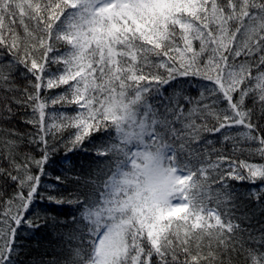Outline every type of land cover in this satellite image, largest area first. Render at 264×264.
Masks as SVG:
<instances>
[{
  "label": "snow or ice",
  "instance_id": "snow-or-ice-1",
  "mask_svg": "<svg viewBox=\"0 0 264 264\" xmlns=\"http://www.w3.org/2000/svg\"><path fill=\"white\" fill-rule=\"evenodd\" d=\"M0 53V264L45 199L76 205L49 264H264V163L237 156L264 160V0H0ZM100 132L107 169L46 190Z\"/></svg>",
  "mask_w": 264,
  "mask_h": 264
},
{
  "label": "trees",
  "instance_id": "trees-1",
  "mask_svg": "<svg viewBox=\"0 0 264 264\" xmlns=\"http://www.w3.org/2000/svg\"><path fill=\"white\" fill-rule=\"evenodd\" d=\"M6 55V53H0V59H3ZM18 79L21 82V87H23L26 84L24 77L20 76ZM163 87L167 86L165 85ZM184 87L188 88V85H185ZM59 91H61V89L52 90V92ZM171 91L172 90L169 89V92ZM50 94L51 93H48L47 91L43 93L45 96ZM73 107L74 106H61L57 104L55 106H49L46 111L73 113ZM27 111L30 112V109ZM24 115V109L18 111L17 119L12 125V127L18 128L21 132H27L30 130V128L25 127L23 123ZM71 131H74V129L66 130L64 135L67 136L68 132ZM93 137H95V139L89 137L84 141L82 146H78L75 151L71 153L67 151L64 145H60L59 150L52 158L53 160L61 161V163L50 164L48 166V175L42 178V184L46 190H51L47 188V185L49 181L54 179L55 175L60 174L61 176H67L69 178V182L62 186L67 189V191L63 192V198L67 201L68 199L74 197L77 191H83L82 184L85 180H87L89 173L94 174L98 169H107V158L97 156L95 149L99 148L102 144L109 142L108 134L106 132L93 133ZM217 147H219V145H217ZM65 156H68V158L73 161L76 175L83 178L79 185L76 183V177L67 171L70 165L63 163L62 159ZM237 156L241 159L264 163V160L258 156L249 157L246 153L243 155L237 153ZM100 161H104V163H101ZM2 183L3 181H0V184ZM229 183L238 185L239 182L229 181ZM247 186L248 185L245 184V187H237V190L244 192ZM7 191L11 193L12 189L8 188ZM57 191H60V189H57ZM39 207L41 209L51 208L54 209V211H44L41 213V215L46 218L47 223L44 224V221L41 220L42 227L38 231L27 230L20 233L21 239L19 240V244L22 246L20 249L21 254L18 257L20 264H49L50 260L54 258L53 254L60 251V234L67 231V229L62 225L65 222L71 223L72 216L76 214V205L74 203L65 202L62 205H55L49 204L47 199H45L44 201L39 202ZM252 223L255 225L256 229H259L264 226V216L257 214V218L254 219Z\"/></svg>",
  "mask_w": 264,
  "mask_h": 264
}]
</instances>
